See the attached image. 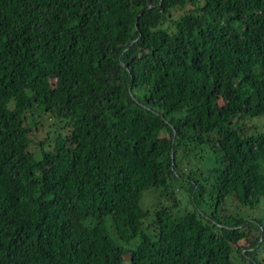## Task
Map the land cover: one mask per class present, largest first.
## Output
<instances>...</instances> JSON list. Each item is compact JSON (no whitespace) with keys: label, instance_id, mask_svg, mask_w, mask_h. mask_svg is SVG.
Wrapping results in <instances>:
<instances>
[{"label":"trees","instance_id":"16d2710c","mask_svg":"<svg viewBox=\"0 0 264 264\" xmlns=\"http://www.w3.org/2000/svg\"><path fill=\"white\" fill-rule=\"evenodd\" d=\"M43 115L68 132L36 156ZM260 117L264 0H0V264H264V212L222 213L263 203ZM173 181L194 210L143 207Z\"/></svg>","mask_w":264,"mask_h":264},{"label":"rangeland","instance_id":"374dc122","mask_svg":"<svg viewBox=\"0 0 264 264\" xmlns=\"http://www.w3.org/2000/svg\"><path fill=\"white\" fill-rule=\"evenodd\" d=\"M190 6H187L184 10H187ZM183 10H175L172 12V17L176 18ZM37 127L30 132V152H33L36 156L39 155L40 148H43L44 150L51 149L54 145V141L58 139V137L64 136L68 129L63 127V122H60L59 120L50 117L49 115L45 116L43 115L41 119H38ZM250 126H255L256 129H261V127H264V118H254L249 121ZM27 126H32V119H27ZM254 133V132H253ZM207 148V147H206ZM212 154L209 152L208 149L203 148L200 149H194L192 153L189 154L188 160L184 159L183 157L180 158L179 166L181 171L187 175V177H190L191 179H200L201 177L205 176L207 174L208 168L214 165V162H212ZM202 173V174H201ZM208 177V174L206 175V178ZM205 178V177H204ZM171 192H172V198L168 197L166 193L163 190H150L144 193L142 198V205L143 207L152 212L154 209L162 208V207H170L174 203L176 206L174 208H178L181 211H192L195 208L191 205V203L188 201V194L185 192L184 188L182 186H185L186 181H181L180 184H177L176 182L171 183ZM203 203L200 205L199 210L203 213H207L212 208L213 203L210 208L211 201L209 200V195L206 194L203 197ZM264 212V200L263 203L257 207L254 210H250L248 208L240 206V204L235 201L234 199H229L226 201L225 206H223L222 213L227 215H239L242 217H247L248 219H253L254 217L260 216ZM151 217L147 220L150 221ZM149 223V222H146ZM111 234H113L112 229L110 230ZM114 235V234H113ZM252 240L253 238H250ZM249 242V241H248ZM136 243V242H134ZM133 243V245H134ZM250 245V243H248ZM244 244V245H248ZM247 250H244L243 257L245 258V261L238 256V254L235 252L234 254V260L236 264H253L252 260L250 259V256L247 255L245 252ZM255 257L261 261L262 254L260 251H258L255 255ZM128 256L126 255L123 259L122 264H128ZM234 263V264H235Z\"/></svg>","mask_w":264,"mask_h":264}]
</instances>
